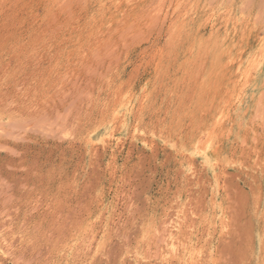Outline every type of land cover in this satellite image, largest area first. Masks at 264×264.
I'll return each instance as SVG.
<instances>
[{"label": "rangeland", "instance_id": "rangeland-1", "mask_svg": "<svg viewBox=\"0 0 264 264\" xmlns=\"http://www.w3.org/2000/svg\"><path fill=\"white\" fill-rule=\"evenodd\" d=\"M263 48L264 0H0V264H264Z\"/></svg>", "mask_w": 264, "mask_h": 264}, {"label": "bare ground", "instance_id": "bare-ground-1", "mask_svg": "<svg viewBox=\"0 0 264 264\" xmlns=\"http://www.w3.org/2000/svg\"><path fill=\"white\" fill-rule=\"evenodd\" d=\"M259 48H260V47H259ZM263 49H264V48H263ZM263 49H262V50H263ZM259 56H261V59H262L261 52L259 53ZM259 56H258V57H259ZM258 57H257V59H258ZM250 58H251V57H250ZM259 58H260V57H259ZM251 60H252V59H251ZM248 62H249V61H248ZM254 62H255V59H254ZM258 62H259V61H258ZM245 64H246V63H245ZM251 64H252V62H250V63H248V64H247L248 66L250 65V67H249V68H252V67H251V66H252ZM259 64H261V63H259ZM257 65H258V64H257ZM253 66H254V64H253ZM244 67H245V66H244ZM256 67H257V66H256ZM246 68H247L249 71H251V70H252V69L250 70L248 67H246ZM253 68H254V67H253ZM247 69H246V70H247ZM254 69H255V68H254ZM254 69H253V70H254ZM256 70H257V69H256ZM241 72H244V70H242ZM246 73H247V75H248V72H246V71H245V73H244V74H246ZM244 74H243V73H241V75H244ZM250 74H251V73H250ZM252 76H253V75H252ZM244 77H246V76H245V75L243 76V79L245 80V78H244ZM248 77H249V75H248ZM248 77H247V78H248ZM246 82H247V81H246ZM241 103H242V102H241Z\"/></svg>", "mask_w": 264, "mask_h": 264}]
</instances>
